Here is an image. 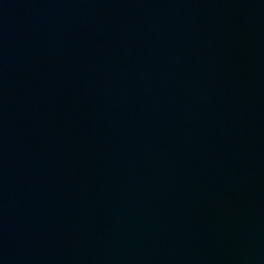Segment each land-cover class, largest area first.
I'll list each match as a JSON object with an SVG mask.
<instances>
[{
    "label": "water",
    "instance_id": "95a60500",
    "mask_svg": "<svg viewBox=\"0 0 264 264\" xmlns=\"http://www.w3.org/2000/svg\"><path fill=\"white\" fill-rule=\"evenodd\" d=\"M0 264H264V0H0Z\"/></svg>",
    "mask_w": 264,
    "mask_h": 264
}]
</instances>
